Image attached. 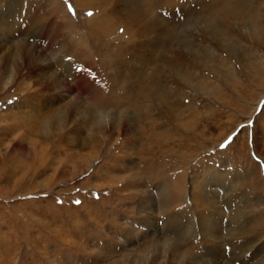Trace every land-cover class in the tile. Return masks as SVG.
I'll return each instance as SVG.
<instances>
[{"label": "rangeland", "instance_id": "rangeland-1", "mask_svg": "<svg viewBox=\"0 0 264 264\" xmlns=\"http://www.w3.org/2000/svg\"><path fill=\"white\" fill-rule=\"evenodd\" d=\"M19 1L0 0V32L5 33L0 65L3 64L1 58L9 54L19 39L29 47L50 52L49 38L43 34L42 24L28 33H8L6 27L11 21L18 20L17 24L21 21L26 28V13L36 12L45 24L50 22L58 29L57 45L73 40L80 45L77 47H89L102 81L112 72L103 66L102 51L120 46V54H127L135 43L136 39L131 45L126 43L128 34L120 36L122 27L109 37L95 36L89 19L99 11L94 7L77 10L73 0H61L66 3L69 14H50L46 0ZM189 1H192L191 7L197 9L193 13L169 9L158 12L161 19L172 16L179 20L169 30H174L175 41L165 37L162 25L155 33L164 39L165 46H171L180 55L179 69L170 71L163 67L159 81L169 92V103L177 104L174 107L180 116L174 120H169L162 109L154 105L150 121L119 122L116 126L119 128L109 126L104 133L97 131L96 126L88 127L86 123L73 120L61 125L60 130L53 128V136L47 139L29 134L17 116L18 111L23 110L21 102L35 107L40 100V112L48 102L42 98L47 92L40 91L42 97L39 94L31 99L30 93L40 87L34 81V72L21 62L20 54L8 63L9 72L0 67V264H192L201 258L206 253L197 252L204 240L199 241L201 237L185 245L183 251L180 248L168 251L175 235L165 238L162 234L148 233L142 227L141 222L146 218L141 204L146 199V191L160 187L158 181L149 180L143 168L144 162L153 155L163 159L160 162L163 166L166 164L167 174L182 180L186 188L181 203L172 209L175 214L183 213L184 218L189 216L195 223L202 210L212 212V208H216L219 211L225 229L223 241L227 243L209 245L208 255L224 253L228 257L225 262L229 264L231 238L237 231L227 229V224L243 222L247 226L244 237L256 229L264 235V43L252 35L247 20L221 31L220 28L218 33L203 31L198 21L190 24L202 18L199 15H204L206 6L210 11L217 0H180V3ZM196 3L200 6L204 3V7L197 8ZM252 6L264 14V0H254ZM118 32L120 35L116 38ZM151 36L154 32L143 36L140 42ZM233 47L235 52L231 50ZM160 51L149 52L145 60L147 68L151 69L150 62L156 52L157 57L162 56ZM174 53H169L170 57ZM18 61L20 66H16ZM254 63L258 70L254 69ZM184 72H188L185 77L190 83L185 81L184 84L181 76ZM105 85L109 83L106 81ZM67 100L68 97L61 102ZM162 101L157 100L156 104L168 106ZM68 132H72L71 140L75 144L70 141ZM90 132H96V140L91 139L92 145L83 146ZM12 141L22 143L26 150L20 145L11 146ZM42 148L45 149L41 154ZM136 166L142 174L133 179L136 183L132 187H126L129 178L125 176L127 172L128 175L137 172ZM207 166L225 174L230 196L222 201V188L216 184L209 190L214 201L208 200L211 199L208 196L207 204L200 207L202 197L198 193H201L196 190L193 194L192 190L196 189V183L203 184L211 176L213 169H206ZM144 180L148 184L144 185ZM159 198L161 200V196ZM238 243L239 250L245 248L243 240ZM240 251L243 256L238 262L243 264L248 255L246 248ZM184 252L189 262L179 257ZM258 253L264 252L258 250ZM192 257L196 258L191 260Z\"/></svg>", "mask_w": 264, "mask_h": 264}, {"label": "bare ground", "instance_id": "bare-ground-1", "mask_svg": "<svg viewBox=\"0 0 264 264\" xmlns=\"http://www.w3.org/2000/svg\"><path fill=\"white\" fill-rule=\"evenodd\" d=\"M191 2L192 1L180 3V0H73V5L77 10H89L90 7L99 10L98 13H96V16L89 18L93 24L91 31L95 36L101 35L102 37H109V35L122 27L123 34L120 35L119 32V34L116 33V38L119 35L126 37L125 35L128 34V41L126 43L130 45L132 41L136 39L135 43L132 44L133 48L127 54H120V46H117V48H107V51L105 52L102 51L101 55L105 57V64H103V66L108 67L110 71H112L111 74L107 73L104 81L98 77L99 74H97L96 71V61L90 53L91 49L87 46L85 48L77 47L80 45L73 40L65 41L57 45L55 42L58 29L52 27L51 24H49L50 22L45 24L43 17L40 14L36 12L31 13V11V14L26 13L25 20L23 19L27 24L25 25V29L24 24H22L21 21L19 24H17L18 20L8 22L6 27L8 33L11 32L13 34L31 32L32 29L38 28L39 24H42V32L49 38L48 46H50V52H47L46 49L33 48L32 46L29 47L28 43L19 39V41L10 49L9 54L1 58V63L3 64L0 65V67L4 68L7 72V66L10 64V60L12 58L16 60L17 55L20 54L21 62L25 63V65L34 72L32 74L35 76L34 81L40 88L37 91L30 93V96H32L31 99L40 95L42 97V94H40L42 91L47 92L42 98L48 99V102L43 104V110H40V112L38 111V108L41 107L40 100L35 107L31 106L33 104L29 105L26 102H21L20 107L23 110H17V116L18 119H21L26 131L29 134L34 133L47 139V136H53L52 133L55 132L52 130L53 128L60 130L61 125L75 120L74 122L86 123L88 127L90 125H92V127L96 126L98 129L97 131H102L104 133V131L108 130L110 127L115 128L119 122L122 124V122L127 121L133 124V121L139 123L151 119V111L154 105L159 109H162L163 114L166 115L169 120L179 118L180 113L176 112L174 107V105L177 104L169 103L171 98L169 92L164 90L163 83L160 84L159 81L161 80L160 71L165 69L163 67H168L170 71H175L176 68L177 70L179 69L177 61L178 56L180 55L171 46H165L162 41L164 39L157 37L158 34L155 33H157V27L162 25L161 29L165 31V37L167 36L170 40L175 41L176 35L174 30H171V32H169V30L174 28L179 20L175 19V17L172 18V16L165 20L161 19L158 12L163 9H169L170 11L182 10V12L193 13L197 9L191 7ZM253 3L254 0H217L214 4L215 6H212V8L210 7V11L209 9L207 10L206 6L204 15H199L200 17L202 16V18L197 16L198 19L193 20L190 24H197L195 21H198L200 22L198 25L204 27L203 31L210 33L215 30L218 33L220 28L221 31L224 27H230L233 23L245 22L247 20L250 24L252 35L264 43V14L257 12L256 7L252 6ZM65 4L66 3L61 0H46V6L50 7V14L60 12L66 15L68 10ZM198 6L204 7V3L201 6L200 3H196L195 7L198 8ZM5 7L6 6H4V8ZM12 8L14 9V7ZM8 18L10 17L8 16ZM193 18H196V16ZM153 32L154 36H151L150 39H145L143 43L140 42L143 36L151 35ZM3 34L5 35V33L0 32V51L4 46V39L2 38ZM162 44L164 45L163 47H161ZM182 46L183 45H181V47ZM154 50H162L160 51L162 56L159 57L158 55L157 57L156 52L154 54L155 59H152L150 62L152 67L149 69L145 64V60L150 54L149 52H153ZM231 50L235 52L234 47L231 48ZM171 52L175 53L170 57L169 53ZM122 54L124 55L119 57L120 59H116L117 56ZM15 63H17V61ZM255 64L256 63H254V65ZM17 65L20 66L19 61L16 66ZM147 69L150 71L148 72ZM254 69L258 70L257 64ZM113 72L115 74H113ZM187 74L188 72H184L181 75L184 84L185 81L190 83V80L185 77ZM106 81L109 83V86L105 85ZM66 97H68L69 100H67L66 103L61 102V100ZM157 100H163L162 103L168 104V106L162 105V107H159L156 104ZM6 116L7 115H5V117ZM67 134L72 142V132H68ZM91 139L96 140V132H90V136L87 138L89 142L85 144V142H87L86 140L83 143V146L92 145L90 144ZM13 143V141L9 142L11 146L16 145L15 147H18L20 145L23 150H26L22 143ZM72 143L75 144L74 142ZM44 149L45 148H42L39 152L42 154ZM162 160H159L158 157L153 155L148 157L144 162L143 168L146 170L150 178L149 180L158 181L160 187L151 191H146V199H144V202L141 204V212L146 218V220L141 222L143 224L142 227H145L147 232L155 233L157 236L162 234L165 238H169V235H175L172 244L168 242V251H173L174 249L178 251L179 248L183 251L185 245H189L194 239L201 237L199 241L202 239L204 240L202 245H199L200 249L197 250V252L200 251L206 253L199 259L192 257L191 260L195 259L192 264H226V256L224 253H221V255H208L207 253L209 245L212 246V244L217 245L224 242L223 232L225 229L223 221L220 220L219 211L216 208H212V212L206 211V209L204 211L202 210L203 212L201 211V213L197 215L199 221L195 223L190 221L192 218H189L188 215V217L184 218L183 216H185V214L183 213L182 215L180 213L175 214L172 209L176 204L181 203V200L185 196L186 188L183 186L182 180L170 177V174H167L165 170L166 164L163 166L160 162ZM206 169H213L211 174L212 177L210 176L208 179H205L206 181L203 182V184L196 183L197 187H194L196 189L192 190L193 194L196 193V190L201 193H198V195L202 197V200L199 203L201 205L200 207L207 204L205 199L208 198V196H211V199L208 198V200H211L212 202L214 201V196H212L213 194H211L212 192L210 193L209 190L216 184H219L222 188L221 190L223 193L220 195L222 201H225V199H228L230 196L229 187L225 186V174L217 169L208 168V166ZM140 174H142V171L138 168L137 172L132 171L129 175L127 172V176L125 177H128L129 179L125 186L132 187L136 183L133 179H138ZM138 183L140 182L138 181ZM146 183L147 180H144L143 184L145 185ZM130 196L133 197L134 195ZM160 196L161 200L159 198ZM218 198L219 196H217V199ZM197 201L198 200H196V202ZM160 212L163 214L162 217H154L156 213ZM201 220L207 221L200 222ZM242 223L236 222L234 224L230 223V225H226L227 229L237 231V234L231 238L233 241L231 243L232 253L231 259H229V264H242L238 262V258L243 256V253L240 250L242 249L244 252L245 248L247 251L246 255L248 256L244 259L243 264H264V253H261L262 255H259L258 253V250L264 252V244L260 245V243H264V235H260L262 232L256 229L253 234L248 232L246 237L242 236L245 235L247 227ZM234 233L235 232H233V234ZM249 233H251V235H249ZM248 235L252 237L248 238ZM238 239L243 240L244 249L241 248L239 250ZM235 244L237 246H235ZM258 256L259 258L255 259ZM179 257H181V259H184L185 257L186 262L190 261L186 252ZM253 259H255V261H253Z\"/></svg>", "mask_w": 264, "mask_h": 264}]
</instances>
